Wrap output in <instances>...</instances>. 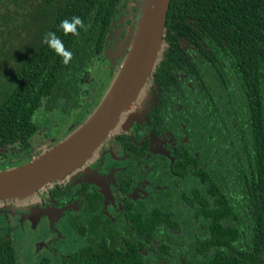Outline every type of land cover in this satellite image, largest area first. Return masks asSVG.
Instances as JSON below:
<instances>
[{"label": "flooded vegetation", "instance_id": "flooded-vegetation-1", "mask_svg": "<svg viewBox=\"0 0 264 264\" xmlns=\"http://www.w3.org/2000/svg\"><path fill=\"white\" fill-rule=\"evenodd\" d=\"M139 1L131 0V4L137 7ZM135 7L132 14H120L115 19L102 56L96 54L90 63L103 64L99 70L105 73L94 100L89 102V95L84 96L90 112L108 92L128 53L137 23L132 25L127 20L131 17L137 22L135 16L140 14ZM202 38L200 34V44L195 38L185 40L184 70L172 79L179 88H190L184 93L187 97L164 88L156 74L166 66L156 63V71L149 74L142 90L141 107L126 128L110 133L102 143L101 154L96 151L77 174L45 185L32 198L0 200V237L12 248L11 253L6 251L7 261L2 264H141L137 262L139 256L149 264L191 263L186 259L191 238L202 234L188 222L203 228L202 219L207 214L206 206L187 199L191 198L194 181L201 176L207 180L203 145L207 143V151L216 149L221 156L222 152L242 147L246 132L240 127L239 113L247 102L246 97H238L239 82L233 76L227 77L232 75L230 69L219 71L211 65L201 49L206 46L209 53L212 46ZM193 64L210 67L217 74V81L207 76L214 94L201 86L205 83L202 73ZM165 82H170L169 77ZM233 89L236 99L230 97ZM211 100L218 107L215 116ZM66 117L63 126L50 137L54 143L59 130L78 124L74 115ZM184 145L193 147L190 154L181 152ZM33 152L39 155L35 145L24 150L15 145L0 156V169L27 162L34 157ZM191 155L200 160L199 171L190 167L187 173H195L181 179L172 166L192 161ZM170 182L180 187L173 189ZM248 190L255 200L264 196V186L256 187L253 181ZM23 254L26 261L20 260ZM127 256L135 257L127 263ZM211 259L204 257L201 264ZM261 261L264 264V259Z\"/></svg>", "mask_w": 264, "mask_h": 264}, {"label": "trees", "instance_id": "trees-1", "mask_svg": "<svg viewBox=\"0 0 264 264\" xmlns=\"http://www.w3.org/2000/svg\"><path fill=\"white\" fill-rule=\"evenodd\" d=\"M142 3L140 0L134 6L136 10L141 12ZM134 7L131 0L122 4L121 0H0L1 157L15 145L20 150L31 148L40 130L60 129L66 116H78L77 128L91 115L80 84L94 56H102L111 24L120 14H132ZM73 16H79L84 25H77L75 32L60 23ZM138 20L130 17L127 23L133 25ZM49 32L59 39L55 47L43 39ZM200 34L212 46L209 53L206 46L201 49L211 65L219 71L230 69L232 75L227 77L233 76L239 82L238 97H246L247 102L239 113L240 127L248 134L242 135V147L222 152L221 156L216 149L207 151V143L203 145L207 180L201 176L194 181L191 198L187 199L206 206L207 214L202 219L203 228L188 222L202 237L196 234L191 238L186 259L190 264H201L204 257H212L206 264H262L264 196L251 198L248 185L253 181L256 187L264 186V0H170L164 44L157 60L166 69L156 75L164 88L177 96L182 97L190 89H181L172 81L180 69L184 70V42L195 38L200 44ZM65 50L71 53L67 63ZM192 66L202 73L205 83L201 86L214 94L207 76L215 79L217 74L210 67ZM168 77L169 83L165 82ZM230 97L236 99L234 89ZM210 106L215 116L216 102L211 100ZM192 148L184 145L181 152L190 154ZM191 156L192 161L185 165L172 166L181 179L199 171L200 160ZM190 167L193 171L187 173ZM170 184L173 189L180 187ZM7 244L0 237V264L7 261L6 251H12ZM134 257L127 256V263ZM137 262L149 264L141 256Z\"/></svg>", "mask_w": 264, "mask_h": 264}, {"label": "water", "instance_id": "water-1", "mask_svg": "<svg viewBox=\"0 0 264 264\" xmlns=\"http://www.w3.org/2000/svg\"><path fill=\"white\" fill-rule=\"evenodd\" d=\"M169 3L143 0L128 53L103 99L62 141L23 164L0 169V200L25 197L52 180L71 177L111 132L129 125L141 107L145 82L161 54Z\"/></svg>", "mask_w": 264, "mask_h": 264}, {"label": "rangeland", "instance_id": "rangeland-1", "mask_svg": "<svg viewBox=\"0 0 264 264\" xmlns=\"http://www.w3.org/2000/svg\"><path fill=\"white\" fill-rule=\"evenodd\" d=\"M123 2H124V0H121V4ZM124 9H125V7H124ZM124 9L122 8V10H124ZM119 16L120 15H118L117 18H119ZM33 39H34V35H33ZM102 67H103V64H100L99 62H94L93 65L89 67V70L87 72V74H89V75L88 76L86 75V79H84L80 84L82 95L83 96L89 95L86 98V100H89V102L94 100V96H97L99 94V92L101 91L100 88H98V84L101 83L102 81L104 82V80H105V78H104L105 73L103 71L99 70ZM95 80H97V81H95ZM96 83H97V86L95 87ZM77 117L78 116H76V117L74 116V122L77 121L76 120ZM76 129L77 128L75 126H73L71 128L70 127L69 128H63V129L59 130L58 134H56V136H57L56 137V141H57L56 144L58 142L62 141L64 138H66L69 134L74 132ZM52 134H53V130L47 131L45 129H42L39 131V133L36 135L35 140H34V145L38 149V152L36 154H40V153L44 152L46 149L55 145L54 141L50 140V137H52ZM103 144L100 145L98 148H96L95 152L97 151V153L101 154L103 151L102 150ZM95 152H94V154H95ZM33 154L35 157L36 156L35 152H33ZM92 158H93V156L88 158V161L92 160ZM96 170H98V169H96ZM29 196H31V198H32L35 196V193L28 195V196H25V197H29ZM78 242H79V240H78ZM22 244L26 245L25 242H23ZM20 260L26 261L27 260L26 254L21 255Z\"/></svg>", "mask_w": 264, "mask_h": 264}, {"label": "clouds", "instance_id": "clouds-1", "mask_svg": "<svg viewBox=\"0 0 264 264\" xmlns=\"http://www.w3.org/2000/svg\"><path fill=\"white\" fill-rule=\"evenodd\" d=\"M60 23L62 27L72 30L73 32L76 31L77 25H80L81 27L84 26L83 21L79 16H73L71 20L64 19ZM43 39L46 43L49 44L50 47H55L57 44L60 43L58 37H56L54 32L47 33ZM63 56H64V62L67 63L68 58L71 56V53L65 50L63 52Z\"/></svg>", "mask_w": 264, "mask_h": 264}, {"label": "crops", "instance_id": "crops-1", "mask_svg": "<svg viewBox=\"0 0 264 264\" xmlns=\"http://www.w3.org/2000/svg\"><path fill=\"white\" fill-rule=\"evenodd\" d=\"M77 172H78V170H75V171H74V174H73L72 176H74L75 174H77ZM72 176H71V177H72ZM71 177H67V176H66V178H71Z\"/></svg>", "mask_w": 264, "mask_h": 264}]
</instances>
